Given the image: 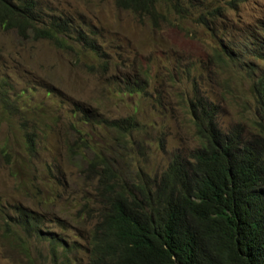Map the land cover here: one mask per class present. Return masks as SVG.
I'll return each mask as SVG.
<instances>
[{
  "label": "rangeland",
  "instance_id": "374dc122",
  "mask_svg": "<svg viewBox=\"0 0 264 264\" xmlns=\"http://www.w3.org/2000/svg\"><path fill=\"white\" fill-rule=\"evenodd\" d=\"M33 1L43 22L62 19L86 32L109 73L89 71L104 61L80 47L63 53L0 28V264H53L48 243L17 231L18 207L65 242L61 264H88L97 182L83 172L93 152L74 158L71 149L115 146L127 151L121 170L158 178L175 155L190 159L200 147L191 115L197 99L216 107L223 132L252 139L264 123L251 84L264 72V56L241 47L264 35V0L234 9L224 3L235 0H208L224 10L211 29L172 13L158 30L114 0ZM143 79L145 92H132ZM129 117L137 129L126 136L97 123Z\"/></svg>",
  "mask_w": 264,
  "mask_h": 264
},
{
  "label": "trees",
  "instance_id": "16d2710c",
  "mask_svg": "<svg viewBox=\"0 0 264 264\" xmlns=\"http://www.w3.org/2000/svg\"><path fill=\"white\" fill-rule=\"evenodd\" d=\"M235 1L224 6L234 9L247 0ZM114 2L119 10L138 16L154 30L171 24L167 15L172 13L183 20L195 16L196 24L211 29L224 12L208 0ZM162 3L166 13L161 11ZM0 28L16 32L21 40L49 42L63 53L80 47L104 61L86 32L62 19L43 22L33 0H0ZM262 38L251 35L241 53L262 58ZM88 69L103 76L109 73L105 61ZM139 83L130 87L132 92H145V79ZM251 84L264 122V72L253 77ZM191 115L199 149L190 159L175 155L158 178L121 170L118 162L127 151L115 146L95 152L91 143L84 142L71 149L74 158L93 152L83 172L86 182H97V209L87 212L95 222L88 264H264V123H258V134L246 140L236 130L222 131L217 109L208 101L197 99ZM97 123L122 136L137 129L133 117L102 118ZM15 212L17 231L48 243L53 264H61V251L68 258L65 242L45 231L42 217L20 207Z\"/></svg>",
  "mask_w": 264,
  "mask_h": 264
}]
</instances>
